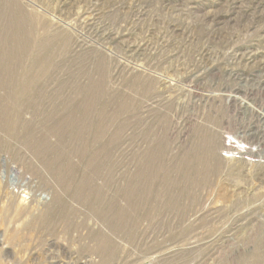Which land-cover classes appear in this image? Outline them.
<instances>
[{"label":"rangeland","instance_id":"374dc122","mask_svg":"<svg viewBox=\"0 0 264 264\" xmlns=\"http://www.w3.org/2000/svg\"><path fill=\"white\" fill-rule=\"evenodd\" d=\"M0 35V264L252 258L264 0H0Z\"/></svg>","mask_w":264,"mask_h":264},{"label":"bare ground","instance_id":"6f19581e","mask_svg":"<svg viewBox=\"0 0 264 264\" xmlns=\"http://www.w3.org/2000/svg\"><path fill=\"white\" fill-rule=\"evenodd\" d=\"M190 4V3H189ZM1 37V35H0ZM3 38V37H2ZM12 41V40H11ZM4 43V42H3ZM4 47V46H3ZM6 48V47H5ZM249 51V50H248ZM7 52V51H6ZM9 55V54H8ZM248 55V54H247ZM251 55V54H250ZM6 56V55H5ZM257 63V62H256ZM255 63V64H256ZM260 70L264 69V62L259 64L258 65ZM264 71V70H263ZM248 108V107H247ZM245 109V108H244ZM253 108H251L250 112L251 114H257V115H264V107L261 109L258 110V113L257 111L254 112L252 111ZM252 117V116H251ZM256 117V116H255ZM251 120V119H250ZM264 120V118H263ZM257 121V120H256ZM255 121V122H256ZM257 124V123H255ZM254 124V125H255ZM259 124V123H258ZM249 126V125H248ZM251 126V125H250ZM244 127V126H243ZM259 127V125H258ZM248 128V127H247ZM264 128V126H263ZM257 129V128H256ZM261 129V128H260ZM259 130V129H258ZM263 130V129H262ZM245 131V130H244ZM250 132V131H249ZM257 132V131H255ZM244 133V132H243ZM262 133V132H261ZM248 134V133H247ZM241 135V134H240ZM251 135V134H250ZM261 136V134L259 135ZM255 137V136H254ZM262 137H263V133H262ZM242 138V137H240ZM260 138V137H259ZM258 139V138H255V140ZM258 141H256V144H257ZM259 143V142H258ZM261 141L259 144H257L256 147H251V148H247L246 150L243 149V147H239V146H231V148H228L226 147V150L223 149V151H230V150H235L234 153L238 155V157L240 158L239 160H242L241 158H244L245 157V154H247V156H250V157H258L259 158H263L262 159V162L264 163V145L262 146L261 145ZM226 145H229L228 143ZM244 161V160H242ZM245 162L250 163L249 161H246ZM249 165V164H248ZM144 175V174H143ZM105 184V183H104ZM253 207V206H252ZM247 208V207H246ZM250 208V207H249ZM241 211V210H240ZM239 213V212H238ZM243 213V214H242ZM241 215H242V220H240L239 222L235 223L233 226L234 228H236L237 230L239 228H242V229H245L246 230V235L247 237H253L255 234H260L263 236V241L262 240H259L261 242H259L260 244L258 246H253L254 244H250V245H242V247H244L242 250H243V253L245 252H248V253H252V258H250L248 260V258L246 259H243L239 264H264V234H262L261 232L263 231L264 233V227L261 226L259 224V220L258 219H255V218H252L253 216L252 215H249V210L247 211L245 209V214L244 212H242ZM244 215H246L244 217ZM240 216V215H239ZM236 219V218H235ZM228 238V237H227ZM254 238V237H253ZM248 240L250 238H247ZM226 241V240H225ZM253 243V242H252ZM258 244V243H257ZM237 247V246H236ZM254 247L256 250H254ZM253 248V249H252ZM238 247L234 249V251H237ZM236 262V261H235Z\"/></svg>","mask_w":264,"mask_h":264}]
</instances>
